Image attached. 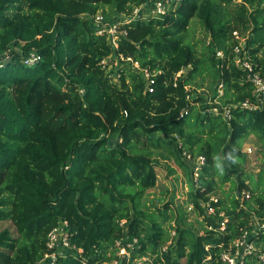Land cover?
Listing matches in <instances>:
<instances>
[{
    "label": "trees",
    "instance_id": "1",
    "mask_svg": "<svg viewBox=\"0 0 264 264\" xmlns=\"http://www.w3.org/2000/svg\"><path fill=\"white\" fill-rule=\"evenodd\" d=\"M142 1L0 0V223L15 229L0 228V264H35L45 252L48 232L61 220L69 225L70 252L57 264L111 263L119 259L115 240L125 246L133 239L131 262L150 254L153 264H222L220 247L240 229H249L253 212L239 207L247 177L239 168L244 156L239 142L253 135L264 148V110L235 108L227 121L210 110L252 101L244 73L230 61L232 32L243 35L264 75V0H181L174 13L125 24L117 49L106 36L95 34L90 16L99 13L112 21ZM193 18L209 34L206 56L200 58L184 40ZM31 50L40 60L27 67L21 57ZM216 51L223 52V59L216 58ZM118 56L131 58L139 69L119 61L121 70L108 73L99 65ZM143 69L154 74L152 92ZM203 72L223 83L220 98L214 89L218 104L190 97L191 83ZM110 74H119L116 82ZM204 136L216 141L213 152L222 155L235 147L239 158L221 175L222 184L236 187L230 207L222 210L218 201L213 216L206 210L212 180L201 176L196 188L182 157L183 148L195 155L198 145L197 154L210 164V151L200 145ZM156 151L185 173L190 202L204 222L200 234L178 220L173 249H163L162 225L147 224L133 198L118 191L135 181L142 191L155 186L151 155ZM253 205V211L264 212V189ZM220 212L227 218L224 232ZM252 239L264 244V234Z\"/></svg>",
    "mask_w": 264,
    "mask_h": 264
},
{
    "label": "built area",
    "instance_id": "2",
    "mask_svg": "<svg viewBox=\"0 0 264 264\" xmlns=\"http://www.w3.org/2000/svg\"><path fill=\"white\" fill-rule=\"evenodd\" d=\"M180 3L181 0H143L139 5L134 6L129 14H119L114 17L112 21L106 20L99 13L90 16L89 19L95 30V34L106 36L111 46L114 49H117L120 37L126 34L122 29L125 24L137 19L147 20L148 18H162L170 13H174ZM232 41L234 45L230 51V61L236 68L244 73L245 82L249 83L252 88V101L246 99L237 104H229L220 109L214 107L210 110V113L213 115L221 114L226 121L231 118V110L235 108L251 111L264 110V75L257 69V65L254 63L252 56L246 49L245 38L243 35L238 31L232 32ZM2 56L5 61L9 60L10 55L8 52L4 53ZM215 56L216 58L223 59V52L216 51ZM39 60V54L32 50L21 57L22 63L27 67L35 65ZM113 61V63L108 64V62L103 59L99 62V65L109 73L115 67L121 70V65L118 64L119 61L132 62L131 58H126L124 60L122 56H118V58L114 57ZM132 66L133 68L139 69L137 62H132ZM185 71L186 69L180 70L175 75V79L179 78ZM141 72L146 79L147 91L152 92L153 72L151 73L148 69H143ZM110 76L113 78L114 82L119 78V74H110ZM223 90V83L219 81L217 84V96L219 98L222 96ZM78 92L79 94L83 93L81 89H79ZM184 113V111L181 112V116ZM181 145L182 144L180 143V147ZM182 157L190 164L192 177L195 182H198V177L201 174L203 167L206 165V157L204 155H191L184 148L182 149ZM249 198L250 194L243 191L241 199L248 200ZM218 201V199L210 197V194L208 195V202L206 204L208 215L213 216L215 214L218 207L214 205L218 204ZM192 208L193 207H189V209ZM219 217L223 218L219 223V229L224 232L226 229L227 218L224 216L223 212L219 213ZM260 222L261 223H257L254 221L252 213V220L249 222V229H240V233L235 239L220 247L219 257L222 264H245L247 261H254L255 264H264V246H262V243H257L252 239L256 234H264V219L260 220ZM124 224L125 220L119 222V225L122 227ZM207 229L215 231V229L210 226H207ZM200 234H202V232H200ZM173 235H175V232H173ZM69 237L68 223L65 220L59 221L58 224L48 232L45 241V252L35 264H57L58 258H64L67 253L70 252ZM136 243V239H133L132 242H127L124 246L122 240H115L114 244L117 248L116 256L119 259L115 260L114 264H144L146 261L145 259H136L131 262V256L128 250L133 249ZM78 253H82V249L79 248Z\"/></svg>",
    "mask_w": 264,
    "mask_h": 264
},
{
    "label": "rangeland",
    "instance_id": "3",
    "mask_svg": "<svg viewBox=\"0 0 264 264\" xmlns=\"http://www.w3.org/2000/svg\"><path fill=\"white\" fill-rule=\"evenodd\" d=\"M241 0H235L234 4H240ZM109 9L105 8V12L108 14ZM108 16V15H107ZM185 42H189L195 47L198 57L206 56L207 43L209 41V34L203 28L198 18H193L189 27L184 33ZM19 55L21 51L17 48L13 49ZM16 53V54H17ZM203 68H205L203 66ZM218 82L213 80L211 75L207 72H203L201 76L194 78L190 87L193 93L191 98L196 99L201 96L207 100L208 104H218L219 102L214 97V89L217 88ZM194 111L200 110L198 104L194 106ZM216 141L212 137L204 136L200 145L203 150L210 151L211 163L203 167L198 180L202 176L206 180H212L214 184V191L210 193V197H214L223 203L221 209L225 210L229 208V201L233 198L236 187L231 182L221 183V174L214 167V157L220 152H213ZM239 147L244 155L242 160L239 161L240 172L246 174V189L245 192L250 194V198L247 202L239 200V207L246 211L253 212L254 221L261 223V215L264 212H255L253 201L255 197L259 196L264 189V148L257 141L255 136L249 135L245 139L239 142ZM198 145L193 148L195 156L197 154ZM190 152V150H189ZM151 157L155 161V170L157 174L156 184L152 189L142 191L135 181L132 185L119 188L118 191L130 195L133 198L135 210L143 220L147 223H159L162 225L164 231L165 244L164 248H172L176 239L175 226L178 220H181L186 227H191L194 230H204V222L194 212V209L190 202L188 180L185 173L176 166L173 159L167 158L164 154L161 155L158 151L153 152ZM195 187L198 188L201 184L197 183ZM259 184L258 190H254L256 185ZM252 191H254L252 193ZM251 207V208H249ZM8 227L10 230L15 231L14 227L9 222L0 223V228ZM175 232V235H173ZM15 233V232H13ZM263 244V243H262ZM264 246V244L262 245ZM110 254V253H109ZM145 259L148 264H153L154 256L146 255L141 257ZM109 264H114L112 261Z\"/></svg>",
    "mask_w": 264,
    "mask_h": 264
},
{
    "label": "clouds",
    "instance_id": "4",
    "mask_svg": "<svg viewBox=\"0 0 264 264\" xmlns=\"http://www.w3.org/2000/svg\"><path fill=\"white\" fill-rule=\"evenodd\" d=\"M214 167L219 174H224L226 165H235L238 163L237 149L233 147L224 154H218L214 158Z\"/></svg>",
    "mask_w": 264,
    "mask_h": 264
}]
</instances>
